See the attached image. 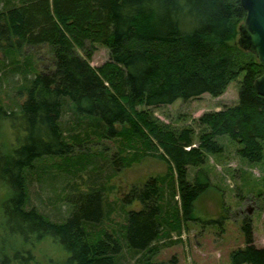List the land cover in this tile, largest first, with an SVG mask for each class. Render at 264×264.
Here are the masks:
<instances>
[{
	"label": "trees",
	"instance_id": "16d2710c",
	"mask_svg": "<svg viewBox=\"0 0 264 264\" xmlns=\"http://www.w3.org/2000/svg\"><path fill=\"white\" fill-rule=\"evenodd\" d=\"M244 18L239 0H0V49L45 45L53 66L35 73L30 63L23 69L10 60L12 74L26 81V97L15 110L0 106V122L13 135L11 149L0 148V182L10 191L2 210L7 224H18L15 233L24 240L30 234L51 237L65 252L59 264H123L122 245L132 254L153 252L162 235L190 216L209 179L200 170L189 182L188 167L222 152L217 136L237 142L239 157L263 162L264 96L253 82L264 68L237 41ZM95 44L108 48L109 59L93 67L88 59ZM241 74L237 103L202 113L199 134L162 123L147 109L204 93L219 96ZM65 113L69 121L62 119ZM93 138L119 139L120 154L129 149L131 154L113 160L121 167L145 156L166 163L164 176L150 178L124 198L137 200L141 209L127 212L118 230L96 232L105 217V188L95 181L85 192L73 188L63 221L27 209L35 162L69 159L74 146ZM77 163L84 169L91 162L78 159L62 171L75 173ZM251 222L245 220L246 245L233 253L234 264H264V247L254 245ZM32 259L29 251L13 250L0 264Z\"/></svg>",
	"mask_w": 264,
	"mask_h": 264
},
{
	"label": "rangeland",
	"instance_id": "374dc122",
	"mask_svg": "<svg viewBox=\"0 0 264 264\" xmlns=\"http://www.w3.org/2000/svg\"><path fill=\"white\" fill-rule=\"evenodd\" d=\"M77 53L84 56L82 50L78 49ZM13 58L23 69H26V62L30 63L31 68L28 69L35 73L53 67L50 52L45 45H25L18 52L9 45L0 49V106L8 110H15L26 97L24 77L11 72L10 60ZM108 59V48L99 44L93 45L88 59L90 65L99 66ZM242 77L241 74L231 81L219 96L213 97L204 93L198 98L187 101L177 99L171 104L147 109L162 123L176 129L192 127L199 134L201 129L197 120L202 113L237 103ZM62 119L69 121L70 115L65 113ZM216 140L222 146V152L208 154L199 167H188L189 182L194 181L200 170L209 179L206 189L194 200L190 216L179 219L178 230L170 231L166 237L162 235L155 242L157 249L153 252L132 254L122 245L120 262L234 264L233 253L246 245V232L243 229L246 219L252 221L254 245L258 248L264 247V195H261L264 193V159L260 163H250L238 156L236 150L240 145L227 135L217 136ZM12 144L13 135L8 123L0 122L1 151L8 152ZM120 147L124 148L117 138H93L87 144L74 146L69 159L53 156L37 160L29 177L26 208H34L48 215L50 221H63L72 208L68 198L73 188L85 192L88 191L87 185L95 181L105 188V217L94 229L96 232L103 229L107 233H111L113 229L118 230L124 223L127 212L141 209L137 200L131 203L123 201L131 189L142 187L150 178L167 173L166 163L153 156H145L128 167H121L113 162L114 158L131 153L125 148L124 153L120 154ZM78 159L91 163L84 169L77 163L75 167L79 170L75 169L73 174L62 171ZM9 196L10 191L0 182V257L4 254L11 255L13 250L25 253L29 251L33 258L30 264H59L65 252L58 242L51 237L38 240L32 234L24 240L15 233L18 224H7L2 206ZM173 200L179 202L177 196Z\"/></svg>",
	"mask_w": 264,
	"mask_h": 264
},
{
	"label": "water",
	"instance_id": "95a60500",
	"mask_svg": "<svg viewBox=\"0 0 264 264\" xmlns=\"http://www.w3.org/2000/svg\"><path fill=\"white\" fill-rule=\"evenodd\" d=\"M239 1L245 10V18L238 28L237 41L242 49L254 54L264 68V0ZM253 87L259 95L264 96V69L254 80Z\"/></svg>",
	"mask_w": 264,
	"mask_h": 264
},
{
	"label": "crops",
	"instance_id": "0c3cea01",
	"mask_svg": "<svg viewBox=\"0 0 264 264\" xmlns=\"http://www.w3.org/2000/svg\"><path fill=\"white\" fill-rule=\"evenodd\" d=\"M219 110V109H218Z\"/></svg>",
	"mask_w": 264,
	"mask_h": 264
}]
</instances>
